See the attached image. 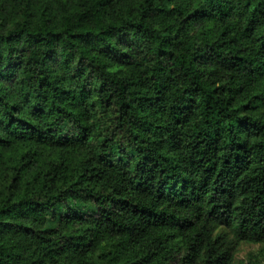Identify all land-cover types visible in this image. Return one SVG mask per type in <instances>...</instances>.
<instances>
[{"label":"trees","instance_id":"16d2710c","mask_svg":"<svg viewBox=\"0 0 264 264\" xmlns=\"http://www.w3.org/2000/svg\"><path fill=\"white\" fill-rule=\"evenodd\" d=\"M122 1L0 8V264H234L264 243V0Z\"/></svg>","mask_w":264,"mask_h":264},{"label":"rangeland","instance_id":"374dc122","mask_svg":"<svg viewBox=\"0 0 264 264\" xmlns=\"http://www.w3.org/2000/svg\"><path fill=\"white\" fill-rule=\"evenodd\" d=\"M35 8L43 5L49 4L51 12L55 15L56 20L61 17L65 12L71 13L75 9V0H30ZM139 0H127L126 2L122 1L120 5L122 6H134L137 4ZM17 3L15 0H0V8L7 18H13L16 14ZM204 21L197 20L191 27V31L196 33V31L202 30L205 26ZM59 53V52H58ZM51 62V66L54 67L55 70H59V72H63L62 62L60 54H56ZM205 67L211 68L213 64L208 61L207 64H204ZM4 84H6V89L8 91L9 96L13 100H17L19 93L18 87L16 84V77L11 79L4 80ZM31 145L27 143H19L17 145H13L7 148H3L2 154H14L18 155L21 152L31 149ZM34 146V145H33ZM58 151L55 149H47L45 150L39 157L37 163H35L27 172V177H29L33 172L43 171L47 165V160L49 157H54ZM234 264H264V243L252 244V243H244L242 244L235 253Z\"/></svg>","mask_w":264,"mask_h":264}]
</instances>
